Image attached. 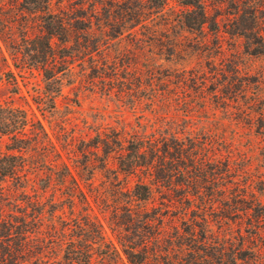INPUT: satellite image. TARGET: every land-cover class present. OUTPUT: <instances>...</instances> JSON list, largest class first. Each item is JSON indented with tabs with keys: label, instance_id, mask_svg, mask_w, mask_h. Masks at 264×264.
<instances>
[{
	"label": "trees",
	"instance_id": "1",
	"mask_svg": "<svg viewBox=\"0 0 264 264\" xmlns=\"http://www.w3.org/2000/svg\"><path fill=\"white\" fill-rule=\"evenodd\" d=\"M225 36L240 41L230 57L264 60V0H0V83L17 94L11 66L39 70L50 113L77 68L91 82L133 75L151 91L209 84L213 97L242 100L244 124L264 136V72L237 77ZM185 109L180 129H97L71 167L43 120L0 100V264H264V182H243L231 145L200 139L211 130L196 129L193 102ZM97 171L111 181L95 185Z\"/></svg>",
	"mask_w": 264,
	"mask_h": 264
},
{
	"label": "rangeland",
	"instance_id": "2",
	"mask_svg": "<svg viewBox=\"0 0 264 264\" xmlns=\"http://www.w3.org/2000/svg\"><path fill=\"white\" fill-rule=\"evenodd\" d=\"M167 1L169 6L177 7L179 0ZM221 44L224 55L229 56L241 50L240 41L237 40L236 46L233 47L232 40L227 36L221 39ZM114 54L116 53L114 52ZM244 56L240 54L237 59L229 56V59H233L230 61L238 65L237 77L243 78L245 71L249 68L253 73L264 72V60L251 58L246 60L247 63H241L245 59ZM8 62L12 64L9 57ZM0 63H2L1 60ZM146 65V61H140V83L143 85L147 81ZM11 68L16 74L17 94L11 92L12 88L7 83H0V100L26 108L32 116L43 120L50 138L71 167H74L77 161L84 159L81 149L91 143L90 139L95 135L97 129L107 133L110 132V129H114L127 133L126 136H128L136 130H150L159 126L160 129L158 128L156 131L161 132L169 120L176 122L174 127L180 129L184 114H186L185 111H187L185 105L188 102H193L196 111L193 112L196 129L202 131L203 128L207 127L211 130L208 134L203 133V135L197 136L200 139L213 138L214 143L222 149L230 144L232 147L231 163L239 178L243 182L248 181L253 186L259 185L260 179L264 182V136L255 135V132L244 124L247 122V113L244 111L245 106L242 100L238 98L239 103L227 101L229 106L225 110L223 105L227 103L226 97L228 96H225L226 99L223 98L222 94L220 97H213L212 93L209 92V84L200 95L198 92L195 93L196 86H193V89L189 88L188 91L179 86L174 91L161 90L166 87L162 85L155 86V90L151 91L148 87H138V81L133 75H129L127 79L120 76L114 82L100 80L91 82L87 80L89 76L79 72V68H77L74 71V80L73 78L70 79L72 82L63 87L61 95L57 98L58 110L55 113H50L45 108L47 106H43L44 104L42 105L40 102L39 95L43 87L40 71L26 68L16 69L13 66ZM225 73L228 77L231 76L230 72ZM157 78H161L160 81H162L164 75L155 74L154 79L157 80ZM173 92L177 93L178 96L176 97ZM250 95L252 94L248 93L249 97ZM178 101L183 102L178 104ZM90 151H94V149H87L86 154ZM214 152L215 150L212 153ZM88 157L94 156L89 154ZM97 159L99 158L94 157L96 163ZM108 165L111 168L116 167L115 154L109 157ZM123 176L120 175V178L123 179ZM136 180V176H130L128 179L131 183ZM110 181L98 171L93 179V183L97 186L107 184ZM3 185H5L4 189L7 186L8 189L10 188L9 192H12L13 188L10 186V182L3 183ZM156 195L158 197V194ZM93 205L95 213L106 225L104 211L98 205L94 203ZM106 229L109 236L113 238L110 230ZM263 241L264 238L259 240V242ZM48 251L50 256L58 253L52 248Z\"/></svg>",
	"mask_w": 264,
	"mask_h": 264
}]
</instances>
